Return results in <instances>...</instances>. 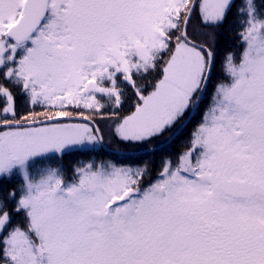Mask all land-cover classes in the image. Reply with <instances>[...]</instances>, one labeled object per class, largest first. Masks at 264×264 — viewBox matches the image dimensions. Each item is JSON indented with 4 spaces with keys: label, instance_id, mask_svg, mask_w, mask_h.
Listing matches in <instances>:
<instances>
[{
    "label": "snow or ice",
    "instance_id": "obj_1",
    "mask_svg": "<svg viewBox=\"0 0 264 264\" xmlns=\"http://www.w3.org/2000/svg\"><path fill=\"white\" fill-rule=\"evenodd\" d=\"M0 264H264V0H0Z\"/></svg>",
    "mask_w": 264,
    "mask_h": 264
},
{
    "label": "trees",
    "instance_id": "obj_2",
    "mask_svg": "<svg viewBox=\"0 0 264 264\" xmlns=\"http://www.w3.org/2000/svg\"><path fill=\"white\" fill-rule=\"evenodd\" d=\"M234 23L230 19L228 24L221 29L216 30L215 35V46L217 47L219 53L221 56H223V53L227 51L228 49L233 48L234 42L236 41V34L234 31ZM201 40H204V37H200ZM212 42V41H208ZM217 69H216V77L217 78H224L223 74L219 67V61L217 62ZM215 82V81H214ZM130 111V105L124 109V113L127 114ZM101 127L104 129V135H105V143L107 144L110 137V129L106 124H101ZM113 138V137H112ZM111 148V147H110ZM118 150V149H117ZM123 149H121L122 151ZM95 155L98 159H107V158H114L116 160H125L128 157L131 156H120V155H114L110 154L109 152L102 150L97 151L96 153H80V152H73L65 155L62 164L63 168L66 170V178L71 175V169L72 166L80 160H87L90 158V156Z\"/></svg>",
    "mask_w": 264,
    "mask_h": 264
},
{
    "label": "flooded vegetation",
    "instance_id": "obj_3",
    "mask_svg": "<svg viewBox=\"0 0 264 264\" xmlns=\"http://www.w3.org/2000/svg\"><path fill=\"white\" fill-rule=\"evenodd\" d=\"M187 136H188V132L186 131L184 133V136L181 137L179 140H177L175 143H173L169 149H168V152L169 154H175V153H179L181 150H182V145L184 143V141L187 139ZM117 150V149H116ZM121 151V150H119ZM124 151V150H122ZM128 152H131V151H128ZM135 153H138V152H135ZM115 155V154H114ZM143 154H134V155H122V156H131V157H139V156H142ZM121 156V155H120ZM158 159H157V163H158ZM155 175V174H154ZM154 178V177H153Z\"/></svg>",
    "mask_w": 264,
    "mask_h": 264
},
{
    "label": "water",
    "instance_id": "obj_4",
    "mask_svg": "<svg viewBox=\"0 0 264 264\" xmlns=\"http://www.w3.org/2000/svg\"><path fill=\"white\" fill-rule=\"evenodd\" d=\"M103 150H105L106 152H109L111 154H115V155H134V154H142V153H135V152H125V151H119V150H113L111 148H109L105 142H104V147H103Z\"/></svg>",
    "mask_w": 264,
    "mask_h": 264
},
{
    "label": "rangeland",
    "instance_id": "obj_5",
    "mask_svg": "<svg viewBox=\"0 0 264 264\" xmlns=\"http://www.w3.org/2000/svg\"><path fill=\"white\" fill-rule=\"evenodd\" d=\"M107 145H108L109 147L115 149V150H116V149H118V150L123 149L122 146L119 145V143L116 142V141L114 140V138H112V137L109 138V140H108V142H107Z\"/></svg>",
    "mask_w": 264,
    "mask_h": 264
}]
</instances>
